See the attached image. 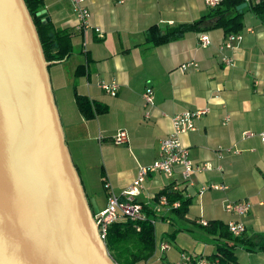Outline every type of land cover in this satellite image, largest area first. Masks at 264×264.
Masks as SVG:
<instances>
[{"label": "crops", "instance_id": "1", "mask_svg": "<svg viewBox=\"0 0 264 264\" xmlns=\"http://www.w3.org/2000/svg\"><path fill=\"white\" fill-rule=\"evenodd\" d=\"M43 3V13L56 28L73 30L72 53L52 64L49 76L65 144L98 209L107 203L103 180L119 193L132 183L139 167L158 158L160 140L171 131L172 115L208 108L195 121V129L181 134L179 140L188 159L210 163L211 169L194 171L187 181L181 180L179 167L173 177L151 174L135 197L151 217L155 195L171 182L191 199L185 220L176 219L167 209L154 216L155 223L165 226L163 235L155 232L149 263L174 262L181 252L209 257L217 253L218 245H229L235 263L264 264V248L248 250L244 243L264 245V141L257 136L242 138L244 131L264 130V21L245 11L241 40L221 52L225 39L221 28L205 31L210 39L205 47L199 44L198 31L159 45L147 38L152 26L164 29L207 14L204 0H88L91 28L83 31L75 28L68 0ZM223 55L231 59L228 66ZM190 62L195 66L181 69ZM112 80L118 85L114 96L98 86L100 81ZM146 87L154 94L148 118L141 97ZM75 93L105 105L107 111L86 120L77 108ZM226 115L229 119L224 122ZM119 130L126 131L127 142L116 145L112 137ZM237 201L249 203L245 214L225 211L227 202ZM202 220L240 221L245 233L233 239L209 235L199 226ZM169 222L174 226L171 231H176L172 241L164 235ZM161 242H169L170 248L161 251Z\"/></svg>", "mask_w": 264, "mask_h": 264}, {"label": "water", "instance_id": "2", "mask_svg": "<svg viewBox=\"0 0 264 264\" xmlns=\"http://www.w3.org/2000/svg\"><path fill=\"white\" fill-rule=\"evenodd\" d=\"M55 63L24 0H0V264H116L65 144L49 76Z\"/></svg>", "mask_w": 264, "mask_h": 264}, {"label": "trees", "instance_id": "3", "mask_svg": "<svg viewBox=\"0 0 264 264\" xmlns=\"http://www.w3.org/2000/svg\"><path fill=\"white\" fill-rule=\"evenodd\" d=\"M245 0H220V2L209 8L207 14L198 20L182 23L176 26L161 29L152 26L147 30V38L154 45H159L173 40L188 31L205 32L210 28H221L226 35L240 33L243 27V15L245 11H250L259 20L264 21V0H248L247 6L241 12L236 10V6ZM25 5L35 24L43 53L47 61L60 62L72 53L73 30L58 29L45 17L39 15L43 12V0H24ZM217 18L210 27H203L202 22L207 19ZM51 66V65H50ZM81 68V66H79ZM75 102L81 115L86 119H91L96 115L107 111L105 105H100L96 101L90 100L87 96L75 93ZM175 188V189H174ZM164 196L167 200L168 211L176 218L185 220L191 199L185 197L175 187L174 183H169L166 187L157 192L154 201ZM177 202L176 207L172 204ZM146 212V210L144 209ZM148 215V213L146 212ZM163 218V216H160ZM200 228L209 235L218 234L222 238H236L227 230V224L221 222H206L199 224ZM176 233L174 231L172 234ZM105 245L110 257L116 264H145L150 262L155 251V231L154 224L150 219L134 221L122 219L110 224L105 236ZM248 250L264 248V245H255L251 241L245 240ZM218 257V258H217ZM221 264L223 261L235 263L231 246H217V253L207 257ZM237 264V263H235Z\"/></svg>", "mask_w": 264, "mask_h": 264}, {"label": "built area", "instance_id": "4", "mask_svg": "<svg viewBox=\"0 0 264 264\" xmlns=\"http://www.w3.org/2000/svg\"><path fill=\"white\" fill-rule=\"evenodd\" d=\"M71 4L72 12L75 16V28L76 30H87L91 28L90 25V10L88 8V0H68ZM220 0H204L207 7L211 8L216 6ZM98 36L102 38V33L99 28H95ZM242 38L241 33H231L225 36L224 41L220 44L219 50L222 52L225 49H231L234 43L240 41ZM198 41L201 47H205L210 43V39L205 32L199 33ZM222 61L225 66L231 63V59L223 55ZM193 65L190 62L182 64L181 69H185L187 66ZM98 86L106 94L114 96L117 93V82L112 81H100ZM142 100L144 102L145 111L144 117L150 116L149 109L154 105V94L150 87H146L142 94ZM208 108L183 110L170 117L171 131L169 134L160 140L159 143V156L158 158L148 166H141L138 168L136 176L131 184L124 188L121 192H113L108 181L103 180V187L107 191V203L106 206L94 214V221L97 224L99 236L105 241L107 228L110 224L122 219H129L134 221H141L150 219L152 224H155L156 217L162 214L164 209H169L171 206H167V200L164 196L158 198L156 206L152 207V217L147 215L143 207L139 202L135 200V197L139 195L147 176L154 173H162L167 177H173L175 174V168L180 169V178L182 181H187L190 178L192 172H201L203 170L211 169L210 163L195 164L187 157V150L181 144L179 136L188 131L195 129V121L204 114L208 113ZM229 117L226 115L224 122ZM257 136L261 141H264V130L260 132L244 131L242 132V138H249ZM112 142L116 145L124 144L127 142V133L125 130L117 131L112 137ZM219 170L220 167L218 166ZM213 188H219L217 185H212ZM175 189V188H174ZM177 202L172 204V207H176ZM224 209L228 213L235 215L245 214L249 210V203L245 201L227 202ZM206 223L201 221V224ZM227 230L234 236H239L245 233V227L240 221H229L227 223ZM170 248L169 242H161L160 250H168ZM145 264H150L146 261ZM167 264H217L216 261L207 258L206 256H193L186 252H181L180 258L174 262Z\"/></svg>", "mask_w": 264, "mask_h": 264}, {"label": "rangeland", "instance_id": "5", "mask_svg": "<svg viewBox=\"0 0 264 264\" xmlns=\"http://www.w3.org/2000/svg\"><path fill=\"white\" fill-rule=\"evenodd\" d=\"M83 175H84V174H83ZM83 179H84V178H83ZM83 179H82V180H83ZM84 180H85V179H84ZM84 180H83V182H84ZM103 182H104V181H103ZM84 184H85V185H83V186H84L85 193L88 195V197H90L89 194H88V191H89L88 189H89V188H88V186H87V184H86L85 182H84ZM103 188H104V187H103ZM90 198H92V197H90ZM169 225H170V226H169ZM164 226H165L164 223H163V224H160L159 222H157V223L154 224V228H155L154 231H155V232L158 231V236L163 235V227H164ZM166 226H168V228H169V232L174 228V226H173L170 222H169V224H166ZM171 226H173V227H171ZM173 230H174V229H173ZM173 230H172V231H173ZM172 231H171V232H172ZM169 232H168L167 234L164 233V235H166V237L168 238V240L170 239L169 241H172L171 236L173 235V234H172L173 232H172V233H171V232L169 233ZM169 234H170V235H169Z\"/></svg>", "mask_w": 264, "mask_h": 264}]
</instances>
